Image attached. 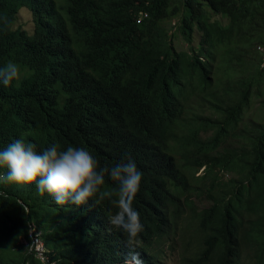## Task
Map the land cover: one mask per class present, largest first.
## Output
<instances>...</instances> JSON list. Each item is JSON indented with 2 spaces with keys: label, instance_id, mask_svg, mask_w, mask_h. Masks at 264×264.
<instances>
[{
  "label": "trees",
  "instance_id": "trees-1",
  "mask_svg": "<svg viewBox=\"0 0 264 264\" xmlns=\"http://www.w3.org/2000/svg\"><path fill=\"white\" fill-rule=\"evenodd\" d=\"M20 7L30 32L14 25ZM171 17L187 51L161 25ZM262 57L264 0H0V67L21 73L0 84V150L23 139L84 147L101 166L131 156L143 264H163L176 236L180 264H264ZM253 99L260 118L245 121ZM115 198L60 206L35 184H0V264H124Z\"/></svg>",
  "mask_w": 264,
  "mask_h": 264
},
{
  "label": "clouds",
  "instance_id": "clouds-1",
  "mask_svg": "<svg viewBox=\"0 0 264 264\" xmlns=\"http://www.w3.org/2000/svg\"><path fill=\"white\" fill-rule=\"evenodd\" d=\"M20 74L19 66L10 61L0 67V84L10 86L19 81ZM125 159L126 162L101 166L84 147L68 146L62 150L59 145L53 144L38 151L35 144L16 139L0 150V184H12L17 188L35 184L42 195L47 193L60 206L70 204L80 207L89 201L99 203L115 196L111 202L117 211L109 215L108 223L126 237L130 251L124 264H143L140 253L136 251L143 225L139 212L133 207L140 190L142 172L131 156ZM106 176L117 185L116 189L104 188ZM32 241L29 249H33ZM43 251L42 247L40 254L35 253L44 260ZM161 262L165 264L162 258ZM47 264L52 263L47 261Z\"/></svg>",
  "mask_w": 264,
  "mask_h": 264
},
{
  "label": "rangeland",
  "instance_id": "rangeland-1",
  "mask_svg": "<svg viewBox=\"0 0 264 264\" xmlns=\"http://www.w3.org/2000/svg\"><path fill=\"white\" fill-rule=\"evenodd\" d=\"M177 17H171L168 19V21L162 22L161 25H163L166 28L167 33L173 32V36L171 38L173 46H175L177 50L187 51L188 50V47L186 45L187 42L184 40V38L179 34L178 30L175 28L177 25ZM224 21L225 20H222L221 22H224ZM15 24L20 25V27L24 28L28 32L32 30L33 22L31 19L30 12L26 8L20 7L18 9L14 25ZM168 25H171V27L168 28ZM198 36H199V32L196 29H193L191 31V41H190L191 46L194 47L197 44ZM262 60H264V57H262ZM261 66H263V63L259 65V67ZM256 107H258V105H256V100L253 99L250 108L246 112L245 121H248L249 117L253 120H259L260 116L258 113H256ZM201 133L205 134L206 136L210 134L209 132H206V133L201 132ZM229 141L233 143L234 147L238 145L237 140H229ZM201 169L202 167L199 168V171ZM232 177H233V174L231 172H226V171L222 172L223 180H228ZM194 201L199 208L206 207L210 203L209 199L205 198L202 195H195ZM176 229L178 230V235H179V233L181 232V222L180 221L176 222ZM179 238L180 237L176 236L175 239L172 240L170 248H167V247L164 248L162 246V249L159 252V255L162 258V260L165 262V264H180L182 243L180 242ZM21 242L26 244V242L22 240ZM29 246H30V243H29ZM41 250H42L41 248L36 249L38 253ZM244 264H247V263H244Z\"/></svg>",
  "mask_w": 264,
  "mask_h": 264
},
{
  "label": "built area",
  "instance_id": "built-area-1",
  "mask_svg": "<svg viewBox=\"0 0 264 264\" xmlns=\"http://www.w3.org/2000/svg\"><path fill=\"white\" fill-rule=\"evenodd\" d=\"M38 248H41L42 249V245L36 240V238H34V241H33V250H35V252L37 254H40L42 252V250L38 253L36 251V249H38Z\"/></svg>",
  "mask_w": 264,
  "mask_h": 264
}]
</instances>
